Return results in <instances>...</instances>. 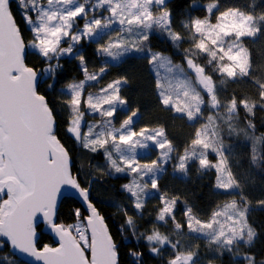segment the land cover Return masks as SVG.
<instances>
[{
  "label": "snow or ice",
  "instance_id": "snow-or-ice-1",
  "mask_svg": "<svg viewBox=\"0 0 264 264\" xmlns=\"http://www.w3.org/2000/svg\"><path fill=\"white\" fill-rule=\"evenodd\" d=\"M257 7L255 0H209L203 17L189 14L177 22L172 0H0V250L10 247L13 255L40 264H121L127 232L154 257L170 249L165 264H205L198 244L177 238L185 236L204 239L210 251L229 253L237 264H258L241 248L250 249L258 232L250 222L252 202L234 172L233 146L226 143L243 136L251 144V163L264 167V134H255L254 123L256 110L264 111V77L255 75L245 43L264 38V7ZM155 38L170 42L181 61L156 50ZM85 43L95 44L104 58L98 70L89 69ZM184 43L189 47L181 48ZM29 55L41 63L30 65ZM128 57L147 62L163 110L199 125L182 147L165 124L140 125V108L124 94L127 75L101 84ZM65 59L78 62L83 79L57 90ZM245 79L255 84V95L229 91V83ZM61 123L68 141L60 135ZM77 148L102 155L104 165L89 162L84 172L83 164L76 166ZM192 165L214 173V190L229 198L206 217L160 184L168 167L187 177ZM117 175L129 179L121 185L129 206H116L123 218L116 235L123 241L93 202V183ZM65 193L81 204L72 223L61 218ZM150 200L158 202L155 223L144 227L137 218ZM257 206L264 207V200ZM169 224V232L160 230ZM45 228L58 238L57 246L41 245ZM128 255L133 264H144L143 251L129 249Z\"/></svg>",
  "mask_w": 264,
  "mask_h": 264
},
{
  "label": "trees",
  "instance_id": "trees-1",
  "mask_svg": "<svg viewBox=\"0 0 264 264\" xmlns=\"http://www.w3.org/2000/svg\"><path fill=\"white\" fill-rule=\"evenodd\" d=\"M197 7H192V0H172V9L174 14L177 15V22L186 19L188 15L203 17L206 12L204 6L209 0H196ZM225 2V0H222ZM227 2H236L248 4L252 0H227ZM257 10L260 7H264V0H255ZM19 19V16L17 17ZM179 30V29H177ZM246 46L249 48L253 61L257 67L256 76L264 77V38H257L255 41L246 40ZM153 45L156 50L164 51L170 55L175 62H180L182 57L179 55L177 49H175L170 42L162 41L160 38L153 39ZM84 49L86 50V59L89 63V69H98V65L102 61V57H99L95 53V44L85 43ZM181 48H187V43L181 44ZM92 56V54H94ZM28 63L39 64L40 59L36 55H29L27 58ZM63 69L58 73L59 83L56 85L57 90L62 85L72 81L83 79V75L78 67V62L74 59L62 60ZM100 67V66H99ZM119 75H127L130 84L124 89V94L129 99L133 107H139L142 113L140 119V125L144 124H156L163 123L169 131L170 137L174 139L178 146H183L186 143L192 133L195 131V127L190 122L183 119L176 118L172 113L163 110L159 105L154 90L153 73L150 71L147 62L134 57L125 58L124 62L118 66L111 67L105 76L101 84L116 78ZM51 81H49L50 83ZM46 85L42 84L41 90L43 91ZM91 90H96L95 88ZM244 92L252 96L256 93L255 84L248 79H245L242 83L232 84L229 83V91ZM244 114L241 112L240 126L243 127ZM203 122V121H201ZM254 123L256 125L255 134L257 136L264 134V111L257 109ZM60 135L65 141H68V137L64 132V125L61 123ZM226 143L232 144L234 153V172L238 173L244 183V194L252 202V211L250 214V222L256 228L258 236L249 249L242 245V251H248L255 255L256 260L259 261L264 258V207L257 206V201L264 200V167H256L251 163V144L250 141L244 140L243 136L238 139H226ZM76 166L84 165V172H88V164H98L103 166L104 159L100 154L88 153L86 150L77 148ZM210 158H213L210 156ZM128 182V178H121L117 176H104L103 179H97L93 183V201L97 207L101 210V213L105 216L106 222L109 225V229L113 232L118 241H123V237L116 235L117 228L123 223L122 215L117 211V205L122 204L128 207L127 194L121 189V185ZM160 184L164 190L171 193L179 194L182 198H186L190 204L200 211L202 216L210 213V210L215 206L217 202H220L228 197L219 195L213 188L214 173H200L195 165H192L187 177H183L179 174L173 173L171 167H168L166 173H164ZM238 199V197H237ZM158 202L156 200H150L146 205L143 218H137L138 223L144 227H151L152 223H155V210ZM81 207L78 201L72 198H65L61 203V218L68 223L74 222L72 216L73 209ZM182 205H178V208L182 209ZM177 219L182 222V211L177 213ZM141 227V231L144 230ZM171 224L167 228L160 227V230L168 232ZM187 231V229H185ZM128 237L127 241L123 242L122 246V259L121 264H133L132 257L128 255L129 249L144 252V264H165V260L170 256L171 250L169 249L164 253L163 258L154 257L147 251V247L144 241H141L139 245L131 237L130 233H125ZM195 240L199 246L202 244L203 239ZM51 244L55 245L53 238L45 233L41 234V245ZM212 252V251H211ZM6 254L7 256H3ZM20 260L12 254L10 247L5 246L0 250V264H10L11 261ZM215 264H237V262L231 257L229 253H225L222 257L215 255L212 259ZM27 264V263H26Z\"/></svg>",
  "mask_w": 264,
  "mask_h": 264
},
{
  "label": "rangeland",
  "instance_id": "rangeland-1",
  "mask_svg": "<svg viewBox=\"0 0 264 264\" xmlns=\"http://www.w3.org/2000/svg\"><path fill=\"white\" fill-rule=\"evenodd\" d=\"M83 53H84V55H85V57H86V50L84 49V47H83ZM94 55H95V53L92 54V56H94ZM103 59H104V58H102V61H103ZM102 61H101V63L98 65V69H99V66L102 65ZM98 69H97V70H98ZM92 91H95V90H92ZM208 114H210V113L205 112V116H207ZM123 118H124V115H123V114H120V119H123ZM86 119L92 120L93 118L90 117V116H88V117H86ZM117 126H118V122H117ZM141 155H143V154H141ZM152 158H155V157H154V156L149 157V159H152ZM128 182H129V179H128ZM128 182H127V183H128ZM170 230H171V227L169 228L168 232H169ZM161 231H162V232H165L164 230H161ZM177 238H180V239H182V240H184V241H186V242H188V243L197 244V243H195V240H194V238H192V237L185 236V237H177ZM241 248H242V246H241ZM199 250H200V253H201V255H202V258H203V261L205 262V264H207V261H209L210 259H212V258L216 255L214 252H211V251L208 249V247H207V243H206V241H205L204 239H203L202 244L199 246ZM3 256H7V255H6V254H3ZM231 257H232V256H231ZM260 261H264V258L261 259V260H259V261H257L258 264H259ZM213 264H215V263H213Z\"/></svg>",
  "mask_w": 264,
  "mask_h": 264
},
{
  "label": "water",
  "instance_id": "water-1",
  "mask_svg": "<svg viewBox=\"0 0 264 264\" xmlns=\"http://www.w3.org/2000/svg\"><path fill=\"white\" fill-rule=\"evenodd\" d=\"M67 193H65V197H62V201L67 198ZM76 201H78L77 199H75ZM79 202V201H78ZM94 202V201H93ZM95 203V202H94ZM80 204V202H79ZM81 205V204H80ZM42 233H45V234H48L50 235L54 242H55V245L53 246H57L58 245V238L54 236V234L50 233L46 228L44 229V231ZM12 250V249H11ZM17 258H19L20 260L22 259L23 261H25L27 264H40V262H36L34 261V258L32 257H29V256H23V257H19V256H16Z\"/></svg>",
  "mask_w": 264,
  "mask_h": 264
}]
</instances>
